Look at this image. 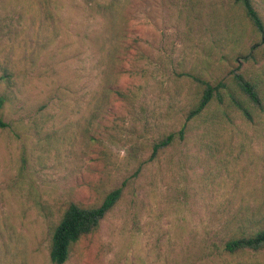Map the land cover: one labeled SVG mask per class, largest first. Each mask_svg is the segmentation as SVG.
I'll return each instance as SVG.
<instances>
[{
  "label": "rangeland",
  "instance_id": "rangeland-1",
  "mask_svg": "<svg viewBox=\"0 0 264 264\" xmlns=\"http://www.w3.org/2000/svg\"><path fill=\"white\" fill-rule=\"evenodd\" d=\"M196 79L222 100L186 121ZM0 97V264H51L68 205L120 187L64 264H264L222 251L264 227V33L234 0H0Z\"/></svg>",
  "mask_w": 264,
  "mask_h": 264
},
{
  "label": "trees",
  "instance_id": "trees-1",
  "mask_svg": "<svg viewBox=\"0 0 264 264\" xmlns=\"http://www.w3.org/2000/svg\"><path fill=\"white\" fill-rule=\"evenodd\" d=\"M238 4L247 19L259 33H264V25L261 16L254 8L251 0H234ZM197 80V79H196ZM202 83L204 89L198 104L189 111L186 121L197 118L207 108L214 97L221 102L222 95L219 89L224 85L218 83L211 85L208 82ZM235 85L238 90L245 96L247 103L256 109L262 108V100L255 84L247 80L241 74L234 77ZM232 98V97H231ZM234 102V107L239 109L247 121L251 120V113L246 104ZM3 105V99L0 97V108ZM6 125L0 120V127ZM185 138V129L182 128L178 133L168 134L165 138L155 143L152 147L151 159L156 158L157 154L166 150L175 141H182ZM122 188H115L110 191L103 199L101 204L94 207H82L70 203L64 210L58 224L55 226L50 239L49 260L51 264H64L69 256L70 246L80 240L82 237L94 232L100 225L101 221L114 208L122 198ZM222 251L228 255L244 251H258L264 249V227L259 228L250 235L231 236L223 241Z\"/></svg>",
  "mask_w": 264,
  "mask_h": 264
}]
</instances>
